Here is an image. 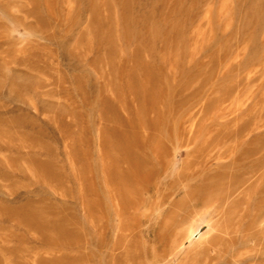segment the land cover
I'll list each match as a JSON object with an SVG mask.
<instances>
[{
    "label": "rangeland",
    "instance_id": "rangeland-1",
    "mask_svg": "<svg viewBox=\"0 0 264 264\" xmlns=\"http://www.w3.org/2000/svg\"><path fill=\"white\" fill-rule=\"evenodd\" d=\"M0 264H264V0H0Z\"/></svg>",
    "mask_w": 264,
    "mask_h": 264
},
{
    "label": "bare ground",
    "instance_id": "bare-ground-1",
    "mask_svg": "<svg viewBox=\"0 0 264 264\" xmlns=\"http://www.w3.org/2000/svg\"><path fill=\"white\" fill-rule=\"evenodd\" d=\"M194 219V218H193ZM195 222L193 221V224H194ZM190 225H192L191 223H190ZM193 226V225H192ZM192 226L190 227V228H192ZM195 228V227H194ZM216 230V229H215ZM213 232V231H212ZM209 233H211V232H208V235H209ZM181 234H182V237H185V238H192L195 234H194V230L193 229H190V230H188V228H184L183 230H182V232H181ZM207 235V234H206ZM219 236H220V234H219ZM222 236V235H221ZM184 238V239H185ZM205 239V238H204ZM210 238H208L207 240H209ZM203 240V239H202ZM204 241H206V240H204ZM208 244H209V242H208ZM207 244V245H208ZM212 244V242L210 241V245ZM202 246H203V244H202ZM205 246V245H204ZM212 246V245H211ZM217 248V247H216ZM203 249V248H202ZM205 249H207V247L205 248ZM198 250H200V249H198Z\"/></svg>",
    "mask_w": 264,
    "mask_h": 264
}]
</instances>
